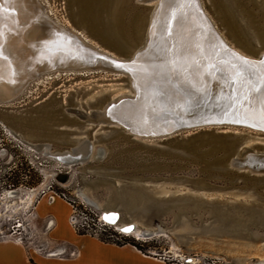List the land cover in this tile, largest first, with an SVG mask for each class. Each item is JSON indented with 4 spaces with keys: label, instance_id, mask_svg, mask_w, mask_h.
Returning a JSON list of instances; mask_svg holds the SVG:
<instances>
[{
    "label": "rangeland",
    "instance_id": "1",
    "mask_svg": "<svg viewBox=\"0 0 264 264\" xmlns=\"http://www.w3.org/2000/svg\"><path fill=\"white\" fill-rule=\"evenodd\" d=\"M39 2L53 21L79 35L87 44L113 56H124L112 44L109 45L108 41L106 43L105 37L101 39L93 33V30L102 29V25H96L94 20L87 21L80 16L73 0ZM133 2L134 0L114 1L117 20L114 29L123 33V40L127 49L130 48L131 55L143 44L149 13L154 6V3H147L135 7ZM201 2L214 26L231 47L254 58L264 52V0ZM131 16L135 19L132 31L139 32L137 39L132 34L130 36L125 31V25L123 28L120 22L121 19L128 22L127 18ZM125 38L127 41L132 39L134 46H128ZM30 84L18 98L0 104V235L12 231L16 234L22 233L37 247L45 248L47 244L49 247L52 241L50 231L53 228L47 231V225L52 219L50 227H54V219L41 217L38 212L44 204L48 206L52 203L51 197H55L56 204L63 206L58 209L63 213L68 212L67 218L71 214L68 204L74 203L83 211L85 205L95 211L96 217L89 209L86 211L87 222H96L97 234L102 241L135 244L144 254H155L164 258L167 263L185 264L192 259L193 264H246V258H264V242H261L260 233L241 230V226H235V222L227 220L222 225L213 222L220 214L226 217L231 212H240L241 206L236 205L237 203L250 204L254 210H264V198L253 200L254 197L248 196L254 188L253 185L248 184L242 177L231 178L222 172L226 161L215 163L211 157L210 160H201V156L191 151L186 152L184 147L198 139H201V146L202 139H205L217 148L222 145L214 143V140L228 138L234 141V149L248 147L253 148L254 152H264L262 132L244 127L215 126L182 129L168 138L152 140L148 142V146L166 153H183L193 162L162 166L165 175L159 180L142 178L143 169L130 171L110 165V149H106L101 159H91L85 164L72 167L64 166L42 151L27 148L10 136L4 127L13 130L26 142L50 144L54 152L68 149L79 139L87 137L94 142L92 145L95 152L96 147H105V144L115 140L116 137L111 136L110 128L98 126L93 129L92 124L83 123L73 116L68 121L54 124L55 119L58 117L61 120L63 108L90 111L102 108L118 94L129 93L128 78L122 73L106 70L55 72ZM56 110H60L59 116L51 114ZM96 131L98 133L94 135ZM233 134L244 136L245 139L238 143L231 137ZM61 177L65 180L61 181ZM137 179L141 180L137 182ZM110 185H116L118 191L125 193L129 201L125 207H121V203L113 204L117 203V195L108 189ZM195 189L204 194L205 200L214 199L222 203L209 207L188 201L176 203L177 199L170 202L171 195L179 196ZM33 190L32 202L27 205L26 201ZM83 190L94 195L102 207H95L81 199L79 192ZM162 199L167 201L162 203ZM104 209L118 210L122 215V222L136 221L143 229L161 227L166 234L138 241L132 236L120 235L114 226L99 228L97 216ZM173 210H177L178 217L173 214ZM213 212L217 214L211 219L209 213ZM18 223L23 227L16 228ZM173 246L182 258L169 253Z\"/></svg>",
    "mask_w": 264,
    "mask_h": 264
},
{
    "label": "bare ground",
    "instance_id": "2",
    "mask_svg": "<svg viewBox=\"0 0 264 264\" xmlns=\"http://www.w3.org/2000/svg\"><path fill=\"white\" fill-rule=\"evenodd\" d=\"M114 1L115 0H112V5L109 6L108 9L109 23L107 22L106 24L101 22L99 18L98 20L94 19V22L97 21L96 25H102V29H98L99 32L103 30L105 32L107 31L104 33L103 37L107 39L109 44H114L117 49L124 51L127 49V44H125L123 40V33L114 29V24L117 22L114 14ZM135 1L139 4L154 3V6L149 13L146 30L144 31L143 44L131 55V58H133L135 54L141 52L148 45L146 53L141 55L138 60L137 58L135 60L137 71L146 73V75L143 76L144 78H140L139 75L135 76L131 73H122L128 78L129 93L118 94L106 105L107 107L120 102L121 100H125V102L119 107L112 110V113L114 112L120 120L131 126V129L125 131L134 137L141 139H154L153 137H156V134L165 133L167 130L173 128V125L168 120H162L161 117H156L157 115L163 114L166 107L169 108V102H166L162 95L168 88L166 85L167 83L165 84L167 78L161 70H158V67L160 66L159 63H161V59H163L166 54L168 40L166 39L165 34L167 32L170 34L172 33L173 35V37L170 38V42H172L175 47L176 52L174 55V61H176V65L186 64L180 71H176L177 73H175V76L177 79L179 78L184 85L190 87H195L194 85L196 83L200 85V83L206 78V72L210 63L207 56L209 55L208 50L209 52L211 51V46L213 47V50L217 52L216 55L220 58L219 62L221 65H224L231 71L232 69H240L239 71L243 70V67H239L235 62L236 60L231 57H225V55H227L226 52H224L218 44H211L210 48L206 47L205 42L207 39L213 40L206 23L212 27L221 41L239 56L248 59H259V57L264 55V52H262L257 58H254L239 52L234 47H231L214 26V23L204 9L201 0H196V3L203 18L197 12L195 4L193 3L194 0ZM0 2L1 7L5 10L12 8L15 14L18 15L16 17L9 16V18H15L16 24L20 28H25L21 36L17 37L9 34L7 37L6 46L8 53L5 54L7 58L9 57V60L7 63H3L0 59V104L15 100L21 96L29 85H31V82L45 75L63 71H110V69H114V65L106 63V61H124L121 57L113 56L98 50L87 44L76 33L58 25L45 13V9L40 4L39 0H0ZM99 4L105 7L104 0H100ZM77 13H79L80 16L85 17L80 10H77ZM225 16L228 18L226 14ZM139 25L141 26V24ZM121 33L123 37L121 36ZM138 33V30L132 31L133 37L135 36L134 38L137 39V36H139ZM4 38L6 39L5 35L3 39ZM2 43H4V40ZM212 43H214V41H212ZM72 44L88 48L90 51L103 56L105 60L95 61L94 59L92 62H87L85 58L78 53L79 47H76L75 45L72 46ZM253 72L255 74V79H264V73ZM3 80H6L7 83L3 82ZM260 85L261 84H259V86ZM213 86V99L218 97L221 98L227 94V81L224 82L218 77V79L215 80V84L213 82ZM152 93H157V95L152 97ZM144 94L147 95L148 100L146 102L144 99H141L145 96ZM140 95H142V97ZM172 97H174L172 102L175 106L170 108L184 114L182 110H184L183 108L185 107L187 99L176 96L175 94H172ZM84 114L86 115L85 120L89 124L96 125L97 123V126H100L102 123L105 124V121L107 122V120H103L105 119L103 114L101 116L98 115V117L95 118H90V113ZM255 124L264 125L263 122ZM4 129L10 136L14 137L17 141L22 142L27 148L42 151L46 155L55 159L59 156L76 152L81 157L80 164H85L88 160L96 159V156L99 154L103 155L104 151V147H96V151L94 152V142L87 137H83L72 146V149L70 148V151L65 150L59 152L56 150L54 152L52 151V146L50 144H32L22 140L13 130L7 127H4ZM94 133V135H96L98 131ZM61 163L64 164L63 162ZM67 166L71 167L70 164ZM33 192L34 190L29 195L28 201H26L27 205L30 204L29 202H32V197L34 195ZM79 197L88 204L94 205L95 207H102L97 199H95L94 195L86 190L80 191ZM54 203H56V199H54V202L50 203V205ZM100 215L117 230H124L128 226H133L134 229L131 232L126 231V236H132L138 241L166 234V231L161 227L155 229H143L136 221L122 222L121 213L115 209H104ZM105 217H108V219H105ZM171 251L172 252H169L170 254H173L177 258H182V255L178 254V251L174 246ZM260 259L262 264H264V258ZM193 262L194 260L192 259L187 261V263L192 264Z\"/></svg>",
    "mask_w": 264,
    "mask_h": 264
},
{
    "label": "water",
    "instance_id": "3",
    "mask_svg": "<svg viewBox=\"0 0 264 264\" xmlns=\"http://www.w3.org/2000/svg\"><path fill=\"white\" fill-rule=\"evenodd\" d=\"M99 1L100 0H73V2L77 4L76 6L78 9L76 10H80V12L84 14L87 21L89 19L98 20L99 18L101 22L107 24V22L109 23L108 9L109 6L112 5V0H104L105 7L101 6L99 4ZM194 1L193 3L195 4V8L202 17L200 11L198 10L199 8L196 3V0ZM133 4L135 5V7L144 6L142 4L137 3L135 0ZM7 10H5V12L2 15H0V30H2L4 35L6 36V39L5 38L3 39L4 43H2L3 40L0 41V44H2V49H0V51H2V53L4 54L3 57H6L5 53H8L6 46L8 35L10 34L18 37L21 36L25 30V28H20L16 24L15 18H9V16L11 17L18 16L17 14H15L13 9L8 8ZM127 19L128 22H125V20L123 19H121L120 22L122 26L125 25L126 27L125 31L131 36L132 34L131 30L132 28L135 27L134 26L135 19H133V16H131L130 18L128 17ZM206 24L208 27V31L210 32L213 38V40L207 39V41L205 42L206 47L210 48L211 44L212 45L215 43L218 44L219 47L224 52H226L227 55H225V57H231L234 60H236L235 62L239 65V67H243V70L239 71L240 69L238 70L232 69L231 71L227 69L224 65H221L219 62L220 58L216 55L217 52H215L213 50V47L211 46V51L209 52L208 50L209 55L207 56V59L210 63L208 65V69L206 72V78L203 80L202 83H200V85L196 83L194 85L195 87L184 85V83L180 81L179 78L177 79L175 73H177L176 72L177 70L180 71L181 68H184L186 64L176 65L175 63L176 61H174V57H175L174 55L176 52L175 47L174 44L170 42L171 41L170 38L173 37V35L172 33L170 34L169 32H167L165 34V37L168 40L167 42L168 45L166 47L167 48L166 54L164 58L161 59V63H159L160 66L158 67V70H161V72L164 75H166L167 78L165 84L167 83L166 85L168 86V88L164 93L162 92L163 93L162 95L164 96L166 102H169V106H168L169 108L166 107L163 114L157 115L156 117H161L162 120H168L169 122H171V124L173 125V128L171 130H167L165 133L156 134V137H153L154 139H141L134 137L130 133H127L125 130L131 129V126L127 125V123L120 120L114 114V112L112 113V110L119 107L122 103L125 102V100H121L120 102L109 105L107 107H106L107 104L106 103L102 108L91 109L90 111H87L85 109L80 110L78 108L75 109L63 108L62 109L63 116L61 120H59L57 117L55 119L54 124L62 121H68L70 116H73L78 120H81L83 123L89 124L85 120L86 115L84 113L86 114L90 113L89 114L90 118H95L98 117V115L101 116L103 114V117L105 118L103 120H107V122L105 121V124L102 123L100 126H106L107 128H110L111 136L116 138L110 144H105L103 155L99 154L98 156H96V160L101 159L104 156L106 149L108 150L110 149L111 158H112V162L110 163V165H116L119 166L120 169L126 168L130 171L132 169L133 170L143 169L144 174H142V178H146V179L155 178L157 180L163 178L165 175L163 174L164 170L162 166L167 167L169 165L172 166L173 164L176 165L179 163L186 164L193 162L183 153L176 155L172 153H166L163 150H159L158 148L156 149L153 146H148V142H151L152 140L168 138L182 129L205 128V127L207 128V127H215V126L244 127L249 130L260 131L264 134V125L255 124L260 122L264 123V118H262L261 116L262 102H264V79L263 80L255 79V74L253 72L255 71V73L256 72L264 73V55L259 57V59H248L239 56L238 54L230 50L221 41L217 33L212 29V27L208 23ZM106 32L104 30L100 32L93 30V33L101 39H104L103 35ZM104 40L106 43H108L106 39ZM125 41H127L126 38ZM212 41H214V43H212ZM127 43L128 46H132V47L134 46L132 39L131 41H127ZM73 45L79 47L78 53L82 57H84L87 62H92L94 59L95 61L105 60L103 56L90 51V49L88 48H83L77 44H72V46ZM111 46L116 48L115 45L113 44ZM147 46L141 52L135 54L133 58H130V55L132 53L130 51V48L124 51H120L119 49H116L120 55H124L121 57H125V58L124 61H116V62L111 60H109L108 62L106 61V63H110L114 65V69H110V71L121 72L124 74L131 73L134 74L135 76L139 75L140 78H144L143 76L146 75V73L137 71L135 67V63H136L135 60L136 58L138 60L141 57V55H144L146 53ZM0 59L2 60L3 63H7L9 57L8 58L6 57V59L3 58ZM244 61H248V63L245 64ZM237 71L241 73L240 78H235L234 76L235 72ZM218 77L220 80L224 82L226 81L228 82L227 94L225 96H222L221 98L218 97L213 99V95H214L213 82L215 84V80H217ZM3 82L7 83L6 80H3ZM259 84L261 85L259 86ZM172 94L187 99V102H185V107L183 108L184 110H182L184 114L175 111L173 108H170L172 106H175V104L172 102V100L174 99V97H172ZM144 95L145 96H143V98L141 99H144L146 102L148 100L147 95L146 94ZM155 95H157V93H152V97ZM140 96L142 97V95ZM59 111L58 110L52 111L53 113L51 114L53 116L55 115L59 116L58 113ZM97 125H98L97 123L96 125H92L93 129L94 127H98ZM103 137H105V134L102 135V139ZM231 137L234 140H237L238 143H240L242 140L245 139L244 136H240V135L238 136L237 134H233ZM201 138H204V136ZM216 140L219 142H217ZM216 140H214L213 142L217 144L220 143L222 146L216 148L215 144H213L212 142L208 143V141L205 139H202L203 144L200 146L201 139H198V140H194L193 142H190V144L184 145V147L186 152L191 151L196 153L198 156H201L200 157L201 160L204 158L210 160L211 157L212 160L214 159L213 161L215 163H223L226 161L225 166L222 167V172H225L231 178L242 177L246 182H248V184L253 185L254 188L252 189L251 193L248 195L249 197H254L253 200L256 199L259 200L260 198H264V152H254L253 148H247V147L234 149L235 146L234 141H231L228 138L216 139ZM70 148L72 149V146ZM70 148L64 149L61 152L65 150L70 151L71 150ZM56 160L63 162L64 166L70 164L72 167L80 164L81 157L78 155V153L72 152V154H65L64 156H59L57 157ZM107 166H109V164H107ZM208 174H211V172H208ZM60 180L64 181L65 178L61 177ZM140 180L141 179H137L136 181L138 182ZM259 184L261 185L257 187V185ZM108 189H110L113 192V194L117 195V199H116L117 203L113 202V204L121 203L122 204L121 207H125L126 203L129 202L126 199L127 196L125 195V193L118 191L116 185L115 186L110 185L108 186ZM197 190L198 189L190 190L189 192L179 196L171 195L172 198H170L171 199L170 202L173 199H177L176 203H182L188 201L190 203L202 204L209 207H215L216 203H222V202H216V200L214 199L205 200L204 194L200 193V191ZM162 201H163L162 203H164L167 200L162 199ZM236 205L241 206L240 212L237 213L231 212L230 216H227L225 214L226 217H222V215L220 214L219 216L215 217V220H213V222L214 221L217 222L218 225L224 224V221L226 220L230 222H235L236 224L234 225L241 226L242 228L241 230H245L253 233L257 232V234L260 233L262 237L261 242H264V210L259 208H258L259 210L258 209L254 210V208L250 207V204L237 203ZM172 212L177 217L179 216L177 210L176 211L173 210ZM217 212L209 213L210 215L209 218L211 219L214 218ZM126 229H131L132 231L134 228L133 226H128ZM119 231L124 234H127L126 231L124 230H119ZM260 258L261 257L246 258L244 262L246 264L248 263L262 264ZM186 264H192V263H186Z\"/></svg>",
    "mask_w": 264,
    "mask_h": 264
},
{
    "label": "crops",
    "instance_id": "4",
    "mask_svg": "<svg viewBox=\"0 0 264 264\" xmlns=\"http://www.w3.org/2000/svg\"><path fill=\"white\" fill-rule=\"evenodd\" d=\"M59 207L63 206L44 204L38 212L41 217L54 219L49 247L55 249L64 244L77 251L76 257L50 258L13 242H0V264H171L160 262L131 244H115L74 232L68 224V212H61Z\"/></svg>",
    "mask_w": 264,
    "mask_h": 264
},
{
    "label": "built area",
    "instance_id": "5",
    "mask_svg": "<svg viewBox=\"0 0 264 264\" xmlns=\"http://www.w3.org/2000/svg\"><path fill=\"white\" fill-rule=\"evenodd\" d=\"M58 198H61V197H58ZM63 198H64V196H63ZM54 199H55V197H51L50 202H54ZM68 205L71 207V214L68 217V224L71 227V229L74 232L81 234V235L98 237L97 230H96V222H94V224H89L87 222V215H86L87 214L86 211L88 209H89V211H92L93 214L95 213V211L91 210L90 208H87L88 206H85V205H84L85 211H83L82 209L75 206L74 203L68 204ZM95 217H96V213H95ZM51 220L52 219L49 220V223L47 225V231L54 228V227H50ZM97 224L100 226L99 228H102V229H104L105 227H112V225L109 222H107L106 220H104L101 215L97 216ZM22 227H23V225L19 224V223L16 226V228H22ZM117 231L120 235L126 236V234L120 232L119 230H117ZM0 242H13V243L18 244L20 246H23L25 248H31L35 252L42 254V255H45L46 257H50V258H55V257L72 258V257H76L78 255L76 250H72L64 244L57 246L55 249L49 248L47 246L48 244L46 245L45 248L37 247V245H34V242L31 241L30 238H27L22 233L16 234V232H13V231L11 233L10 232L9 233H2L0 235ZM149 256L156 258L160 262L167 263L164 258L159 257L155 254L149 255ZM171 264H174V263H171Z\"/></svg>",
    "mask_w": 264,
    "mask_h": 264
},
{
    "label": "snow or ice",
    "instance_id": "6",
    "mask_svg": "<svg viewBox=\"0 0 264 264\" xmlns=\"http://www.w3.org/2000/svg\"><path fill=\"white\" fill-rule=\"evenodd\" d=\"M5 12V9L3 7H0V15H2ZM4 33L2 30H0V41L3 40ZM0 49H2V44H0ZM0 58L6 59V57H3L2 51H0ZM245 64L248 63V61H244ZM235 67V66H233ZM235 78H240L241 73L240 72H235L234 74ZM261 116L264 118V102H262V111H261ZM105 219H108V217H105ZM124 231H131V229H124Z\"/></svg>",
    "mask_w": 264,
    "mask_h": 264
},
{
    "label": "trees",
    "instance_id": "7",
    "mask_svg": "<svg viewBox=\"0 0 264 264\" xmlns=\"http://www.w3.org/2000/svg\"><path fill=\"white\" fill-rule=\"evenodd\" d=\"M131 245L135 246L136 248H138L139 250L142 251V249H141L139 246H137V245H135V244H131Z\"/></svg>",
    "mask_w": 264,
    "mask_h": 264
}]
</instances>
